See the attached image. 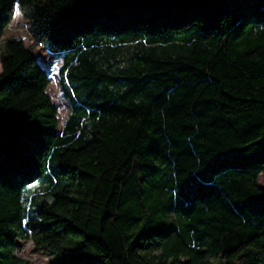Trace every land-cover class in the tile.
I'll use <instances>...</instances> for the list:
<instances>
[{
	"label": "trees",
	"instance_id": "16d2710c",
	"mask_svg": "<svg viewBox=\"0 0 264 264\" xmlns=\"http://www.w3.org/2000/svg\"><path fill=\"white\" fill-rule=\"evenodd\" d=\"M0 264L264 261V0H0Z\"/></svg>",
	"mask_w": 264,
	"mask_h": 264
},
{
	"label": "rangeland",
	"instance_id": "374dc122",
	"mask_svg": "<svg viewBox=\"0 0 264 264\" xmlns=\"http://www.w3.org/2000/svg\"><path fill=\"white\" fill-rule=\"evenodd\" d=\"M17 9L14 11L13 19L9 26L7 27L3 37L2 43L4 40L16 37L22 38L24 43L27 47L31 48V50L36 54L39 60L45 67L50 69V83L47 88L48 93L50 94L53 102L58 106L59 116L61 123L63 122L66 113H67V105L65 100L62 97V94L59 89L58 85V70L60 67V62L57 57L52 55L49 51H47L43 46L39 45L34 41L31 37L29 30H28V21L26 17L20 13L17 15ZM0 70H1V63H0ZM258 182L260 185L264 186V170L260 173ZM16 254L21 258L28 260L31 264H49L52 257L44 255L42 250H39L35 247L32 240L26 241H18V246L16 248ZM238 264H264V261H252L247 257L240 258Z\"/></svg>",
	"mask_w": 264,
	"mask_h": 264
},
{
	"label": "snow or ice",
	"instance_id": "6c2138e0",
	"mask_svg": "<svg viewBox=\"0 0 264 264\" xmlns=\"http://www.w3.org/2000/svg\"><path fill=\"white\" fill-rule=\"evenodd\" d=\"M17 15H20V12H19V9H17V13H16Z\"/></svg>",
	"mask_w": 264,
	"mask_h": 264
}]
</instances>
